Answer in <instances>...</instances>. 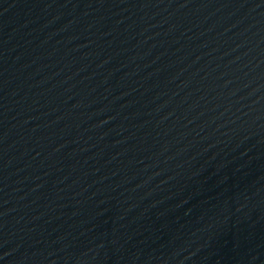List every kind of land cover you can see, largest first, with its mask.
Returning <instances> with one entry per match:
<instances>
[{
    "label": "water",
    "instance_id": "water-1",
    "mask_svg": "<svg viewBox=\"0 0 264 264\" xmlns=\"http://www.w3.org/2000/svg\"><path fill=\"white\" fill-rule=\"evenodd\" d=\"M0 264H264V0H0Z\"/></svg>",
    "mask_w": 264,
    "mask_h": 264
}]
</instances>
